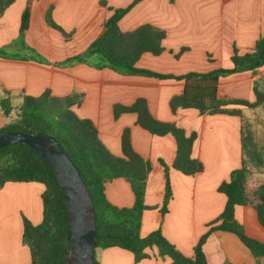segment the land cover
Segmentation results:
<instances>
[{
    "label": "crops",
    "instance_id": "0c3cea01",
    "mask_svg": "<svg viewBox=\"0 0 264 264\" xmlns=\"http://www.w3.org/2000/svg\"><path fill=\"white\" fill-rule=\"evenodd\" d=\"M29 0H15L0 17V91L2 98L24 95L40 96L49 90L55 97L79 95L74 113L93 122L100 139L116 156H122V135L131 131V144L136 153L149 162L145 203L153 207L143 214V237L161 228L163 235L187 257L216 220L227 202L218 191L232 171L240 169L245 157L241 147L243 124L256 135V144L264 156V107L254 109L230 105L242 117L228 114H202L196 109L173 112L170 101L182 94L185 83L174 79L120 74L105 66L95 54L84 55L99 36L113 9L125 8L134 0H30L29 28L20 37L21 16ZM106 1L107 7L101 5ZM52 7L53 20L70 36L46 22ZM152 24L166 32L164 52L159 56L145 53L138 68L161 74L184 75L208 73L231 68L234 48L239 54L251 52L259 37L264 36V0H142L119 22L121 30L133 31ZM183 48H187L180 57ZM82 55V56H81ZM80 56L75 62L64 63ZM255 81H264V66L256 74L245 71L220 79V99L255 102ZM147 101L150 113L160 121L174 123L187 134L195 132L192 157L204 170L194 176L173 168L177 142L173 135L158 136L137 124L135 113L114 116L115 105L131 106L137 99ZM245 110L250 113L244 114ZM7 116L0 111V128ZM251 175L248 191L253 193L264 183V166L247 164ZM166 168L173 191L168 213L162 215ZM40 183H7L0 191V264H29L31 253L23 244V220L34 225L43 220ZM106 196L117 207H132L135 202L130 183L115 179L106 184ZM236 220L247 235L264 242V227L252 206H238ZM209 264H258L257 259L234 233L213 232L203 247ZM151 258L135 263L131 252L121 248L96 249L101 264H171L156 249Z\"/></svg>",
    "mask_w": 264,
    "mask_h": 264
},
{
    "label": "trees",
    "instance_id": "16d2710c",
    "mask_svg": "<svg viewBox=\"0 0 264 264\" xmlns=\"http://www.w3.org/2000/svg\"><path fill=\"white\" fill-rule=\"evenodd\" d=\"M142 0H134L125 8L113 9V14L104 22L99 36L91 43L84 55L95 53L106 67L123 75L152 77L160 80L174 79L184 81L182 94L170 101L173 112L178 109H196L202 114H228L242 117L238 109L227 108L230 105H242L250 109L264 107V81H255V102L241 99H220L218 85L220 79L231 74L249 71L256 74L264 66V36L259 37L254 49L239 54L234 48L231 68H219L208 73L189 72L184 75L161 74L149 69L138 68L137 63L145 53L159 56L164 52L163 41L166 32L152 24H143L133 31L121 30L119 22ZM15 0H0V17ZM101 5L107 7L106 1ZM52 7L46 14L48 26L66 33L52 17ZM30 0L21 16L20 37L23 38L29 28ZM183 48L180 54L185 52ZM82 56V55H81ZM80 59L73 57L64 63ZM79 95L55 97L49 90L40 96L24 95L18 106V116L2 128L0 134L18 131L28 134H45L56 139L81 173L94 204L96 218V249L121 248L131 252L135 263L151 258L149 249H156L161 258L169 257L171 264H209L203 247L209 236L215 231L234 233L257 259L264 264V242L247 235L243 224L235 218L238 206H252L261 226L264 227V183L250 193L248 180L251 175L247 164L264 166V156L256 144L255 132L249 125L243 124L241 147L245 157L240 169L232 171L228 181L222 182L218 191L227 197L220 216L208 224L207 232L194 246V254L187 257L181 253L162 233L161 228L147 236L141 235L143 214L152 209L145 203L147 179L151 171L149 162L143 159L132 147L131 131L126 128L122 135V156H116L105 146L92 121L78 117L72 107L80 104ZM0 108L5 115L12 110L10 97L0 98ZM0 110V111H1ZM123 113H135L137 124L158 136L171 134L177 142V153L173 168L185 175L194 176L204 170L203 164L192 157L197 134L186 131L174 123L160 122L150 113L147 101L139 98L131 106L115 105L114 116ZM166 168L165 195L161 207L162 215L168 213L173 191ZM126 179L132 188L135 202L132 207H117L106 196V184L115 179ZM10 182L40 183L42 193L43 220L34 225L28 219L23 220V244L29 247V264H65L71 253L72 237L69 226V214L66 195L51 166L26 144H13L0 149V191ZM94 264H101L96 256ZM231 264V263H225Z\"/></svg>",
    "mask_w": 264,
    "mask_h": 264
},
{
    "label": "water",
    "instance_id": "95a60500",
    "mask_svg": "<svg viewBox=\"0 0 264 264\" xmlns=\"http://www.w3.org/2000/svg\"><path fill=\"white\" fill-rule=\"evenodd\" d=\"M17 143L30 146L51 166L66 195L72 247L65 264H94L97 229L95 210L80 171L50 135L18 131L0 134V149Z\"/></svg>",
    "mask_w": 264,
    "mask_h": 264
},
{
    "label": "rangeland",
    "instance_id": "374dc122",
    "mask_svg": "<svg viewBox=\"0 0 264 264\" xmlns=\"http://www.w3.org/2000/svg\"><path fill=\"white\" fill-rule=\"evenodd\" d=\"M1 51V50H0ZM0 55H1V52H0ZM4 94L0 91V98H2V96H3ZM11 103H12V107L14 108L13 110H12V112H11V114L10 115H6L7 116V122H10V121H13L14 119H16L17 118V114H18V106L22 103V99L21 98H19V97H16V98H14V99H11ZM0 110H1V108H0ZM2 111V110H1ZM3 112V111H2ZM247 113H250V111L249 110H245L244 111V114H247ZM4 114V113H3Z\"/></svg>",
    "mask_w": 264,
    "mask_h": 264
}]
</instances>
